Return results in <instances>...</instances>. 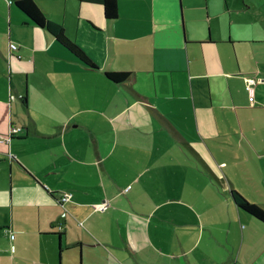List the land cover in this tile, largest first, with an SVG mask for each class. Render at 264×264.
Returning <instances> with one entry per match:
<instances>
[{
	"label": "crops",
	"instance_id": "obj_1",
	"mask_svg": "<svg viewBox=\"0 0 264 264\" xmlns=\"http://www.w3.org/2000/svg\"><path fill=\"white\" fill-rule=\"evenodd\" d=\"M33 1L96 68L0 0V264H264V0Z\"/></svg>",
	"mask_w": 264,
	"mask_h": 264
},
{
	"label": "trees",
	"instance_id": "obj_2",
	"mask_svg": "<svg viewBox=\"0 0 264 264\" xmlns=\"http://www.w3.org/2000/svg\"><path fill=\"white\" fill-rule=\"evenodd\" d=\"M96 1L104 6L106 18L115 19L118 17V5L116 0H96ZM11 2L12 3L14 2L17 5V7L21 11H23L28 17H30V19L36 25L46 29L48 32L54 35V37H56V39L64 47H66L70 52H72L76 57H78V59H80L86 65L96 68L95 64L86 56V54L66 36L64 29L61 26L54 24L53 22L48 20L33 0H11ZM11 52L13 51L11 50ZM106 77L115 83H124L130 78V74L119 73V72H108L106 73ZM232 198L236 203V205L241 210L247 212L248 214H250L258 221L264 224V209L262 207L251 203L241 193H239L236 190L232 191Z\"/></svg>",
	"mask_w": 264,
	"mask_h": 264
},
{
	"label": "built area",
	"instance_id": "obj_3",
	"mask_svg": "<svg viewBox=\"0 0 264 264\" xmlns=\"http://www.w3.org/2000/svg\"><path fill=\"white\" fill-rule=\"evenodd\" d=\"M10 49L12 51H17L18 50V46L15 44V43H12L10 45ZM261 83H264V82H261ZM258 84V81L256 79H248L247 80V90L250 92L251 94V98H250V101L252 104H254L255 100H254V97H253V92H254V86ZM23 129L19 126H11L10 127V136L7 138V139H2L0 138V143H10L11 140L13 139V137L17 136ZM10 156V155H9ZM71 200V195H68V194H65L61 199H60V202L61 204H64V203H67ZM94 208L98 211H104L107 209V204H96L94 206Z\"/></svg>",
	"mask_w": 264,
	"mask_h": 264
},
{
	"label": "rangeland",
	"instance_id": "obj_4",
	"mask_svg": "<svg viewBox=\"0 0 264 264\" xmlns=\"http://www.w3.org/2000/svg\"><path fill=\"white\" fill-rule=\"evenodd\" d=\"M241 4H242V0H240L239 5H241ZM258 27H260L263 30L264 29V22L261 24V26H258Z\"/></svg>",
	"mask_w": 264,
	"mask_h": 264
}]
</instances>
